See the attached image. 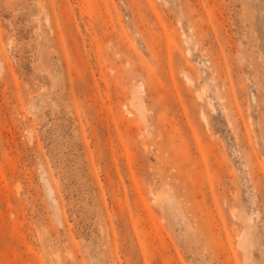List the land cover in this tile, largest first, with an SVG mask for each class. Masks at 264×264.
Returning a JSON list of instances; mask_svg holds the SVG:
<instances>
[{"label":"rangeland","instance_id":"rangeland-1","mask_svg":"<svg viewBox=\"0 0 264 264\" xmlns=\"http://www.w3.org/2000/svg\"><path fill=\"white\" fill-rule=\"evenodd\" d=\"M0 264H264V0H0Z\"/></svg>","mask_w":264,"mask_h":264},{"label":"bare ground","instance_id":"bare-ground-1","mask_svg":"<svg viewBox=\"0 0 264 264\" xmlns=\"http://www.w3.org/2000/svg\"><path fill=\"white\" fill-rule=\"evenodd\" d=\"M187 78V77H186ZM187 80L188 81H190L189 80V78H187ZM132 95V94H131ZM133 97H135V96H133ZM136 98V97H135ZM199 98H200V96H199ZM130 101H132V100H130ZM131 105V104H130ZM132 107V106H131ZM135 108V107H134ZM128 113H130L128 110H126ZM154 195H156V194H154ZM247 241H248V237L245 235V234H242V235H239L238 236V244H239V246H241L242 248H244L245 249V247H246V245H247Z\"/></svg>","mask_w":264,"mask_h":264}]
</instances>
